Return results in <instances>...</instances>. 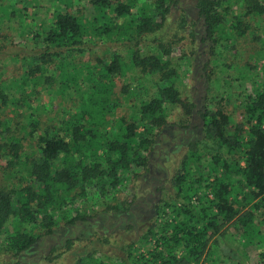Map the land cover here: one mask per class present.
<instances>
[{"label": "trees", "instance_id": "16d2710c", "mask_svg": "<svg viewBox=\"0 0 264 264\" xmlns=\"http://www.w3.org/2000/svg\"><path fill=\"white\" fill-rule=\"evenodd\" d=\"M69 255L264 264V0H0V264Z\"/></svg>", "mask_w": 264, "mask_h": 264}, {"label": "rangeland", "instance_id": "374dc122", "mask_svg": "<svg viewBox=\"0 0 264 264\" xmlns=\"http://www.w3.org/2000/svg\"><path fill=\"white\" fill-rule=\"evenodd\" d=\"M163 148L162 149H167L168 150V159L166 160H162V159H159L161 161V165H163V167H165V169H168L169 173H170V177L174 174L181 158H182V155L184 154L185 150L183 151V149L180 151V152H177L173 149V144L170 143V146L167 145V144H163L162 145ZM156 161H159L158 158L155 159ZM162 177V171L159 172V177ZM168 186V185H167ZM138 187H141L140 188V191L142 189V192H146V189L143 185V183L139 182L138 183ZM170 189L169 187H167V190L166 191H169L170 192ZM141 192V193H142ZM145 194V193H144ZM142 194V196L144 195ZM148 208V201H144L143 199H140L139 202L134 205L133 209L134 211H136V214L137 215H140V217L145 216L146 214L145 213H141V212H145L146 209ZM115 231V230H114ZM136 233H139V232H136ZM116 237L114 238L115 242H113L111 244V246H109V248L107 249L108 252H109V256H122V258L125 257V254L121 252V250H117L116 248H118V244H124V243H128V242H131V241H135L138 236L134 235L133 237H129L126 233H124L123 231H118V234L115 235ZM82 246V244H76V249L80 248ZM74 258H75V255L72 257L71 255L67 256L66 258L62 259L60 261L57 262V264H73L74 262Z\"/></svg>", "mask_w": 264, "mask_h": 264}]
</instances>
